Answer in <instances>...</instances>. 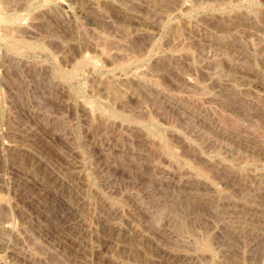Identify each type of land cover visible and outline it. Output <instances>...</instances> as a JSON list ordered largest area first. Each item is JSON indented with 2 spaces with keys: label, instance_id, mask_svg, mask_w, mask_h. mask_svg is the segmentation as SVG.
<instances>
[{
  "label": "rangeland",
  "instance_id": "1",
  "mask_svg": "<svg viewBox=\"0 0 264 264\" xmlns=\"http://www.w3.org/2000/svg\"><path fill=\"white\" fill-rule=\"evenodd\" d=\"M185 259L264 264V0H0V264Z\"/></svg>",
  "mask_w": 264,
  "mask_h": 264
},
{
  "label": "bare ground",
  "instance_id": "2",
  "mask_svg": "<svg viewBox=\"0 0 264 264\" xmlns=\"http://www.w3.org/2000/svg\"><path fill=\"white\" fill-rule=\"evenodd\" d=\"M185 223V222H184ZM184 226V225H183ZM179 228H181V225H180V227ZM188 228H190V227H188ZM181 231V230H180ZM190 231V230H189ZM185 233H187V232H185ZM205 249H207V250H210V245L209 244H206V246H205ZM205 251V250H204ZM171 258V257H170ZM176 260V259H175ZM180 260H182V259H180ZM180 261L178 260V262H176V264H185V262L187 263V264H189V262L185 259V260H183V261H181L180 263H179Z\"/></svg>",
  "mask_w": 264,
  "mask_h": 264
}]
</instances>
